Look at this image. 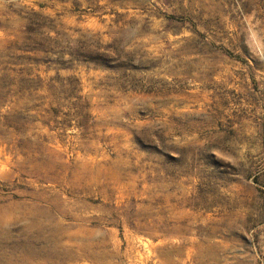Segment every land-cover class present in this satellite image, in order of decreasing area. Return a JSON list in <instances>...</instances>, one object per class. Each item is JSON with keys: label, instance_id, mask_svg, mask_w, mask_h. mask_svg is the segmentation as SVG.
I'll return each mask as SVG.
<instances>
[{"label": "rangeland", "instance_id": "374dc122", "mask_svg": "<svg viewBox=\"0 0 264 264\" xmlns=\"http://www.w3.org/2000/svg\"><path fill=\"white\" fill-rule=\"evenodd\" d=\"M0 264H264V0H0Z\"/></svg>", "mask_w": 264, "mask_h": 264}]
</instances>
